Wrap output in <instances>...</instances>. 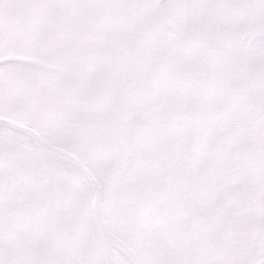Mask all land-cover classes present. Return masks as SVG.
<instances>
[{
	"label": "snow or ice",
	"instance_id": "obj_1",
	"mask_svg": "<svg viewBox=\"0 0 264 264\" xmlns=\"http://www.w3.org/2000/svg\"><path fill=\"white\" fill-rule=\"evenodd\" d=\"M0 264H264V0H0Z\"/></svg>",
	"mask_w": 264,
	"mask_h": 264
}]
</instances>
